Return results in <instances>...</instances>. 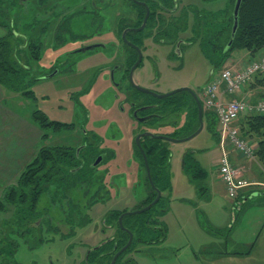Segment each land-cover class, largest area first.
<instances>
[{
  "label": "rangeland",
  "instance_id": "obj_1",
  "mask_svg": "<svg viewBox=\"0 0 264 264\" xmlns=\"http://www.w3.org/2000/svg\"><path fill=\"white\" fill-rule=\"evenodd\" d=\"M78 1V7L74 8L76 10L80 7L89 9L91 6L90 1L87 3L88 0ZM225 1L177 0L175 13L186 10L188 17L187 27L180 36L190 38L192 35L193 13L189 7L214 11L224 7ZM24 2L18 7H11L12 18L18 32L40 43L39 58L28 59L30 76L40 77L30 85L34 98L4 89L11 95L10 98L5 95L3 104L26 122L38 127L34 120L36 110L39 111L37 113H44L48 121L73 126L68 128L61 125L58 129L51 125L35 127V138L42 136L37 149L47 143L66 141L70 146L77 147L81 142L82 132L88 136L93 132L101 140L99 147L109 152L107 158L111 157L97 164L96 173L88 185L77 183L64 190L49 186L38 201V208L42 212L41 223L33 226L32 233L25 239H19L14 260L19 264H84L89 248L110 237L113 232L104 227L105 217L111 212L122 213L137 209L147 195V174L135 149L136 135L145 130L168 136L178 131L179 137L176 138L189 135L190 130L182 128L188 108L167 112L156 124L150 125L131 115L124 88L115 87L114 81H121L130 87L131 97L141 94L142 99L159 102L148 97L147 93L136 91L128 75L123 77L126 66L125 47L114 28L119 25L118 17H126L125 23L129 22L130 17L135 18L136 11L132 6L120 3V0H106L108 7L103 6L97 11V17L100 15L101 18L98 20L80 11L69 18L68 12L72 7L63 10L64 7L57 6L56 10L63 15L56 16L51 8L45 9L46 4H40L41 0ZM96 2L98 5L102 4L100 0ZM55 7L56 5L54 9ZM63 18L66 19L65 26L71 27L72 33L63 31L55 39V30ZM6 29L5 26L0 27V36L7 32ZM92 43H100L102 46L79 49ZM244 52V49L232 50L224 66L214 70L201 50L199 40L181 46L179 53L170 42L162 41L161 38L154 41L153 37H149L144 41L140 64L133 70V83L155 93L189 87L200 98L204 112L213 113L215 118L209 120L213 131L208 128L204 118L203 128L194 137L178 142L163 140L171 153L170 201L168 211L161 217L167 227L166 239L153 248L154 255L132 253L131 256L138 264H264V206L244 204L239 208L236 202L244 196L232 199L226 195L215 166L222 153L218 136L214 134L220 129L217 113L203 101L205 87L218 77L222 69H238L244 65L247 60ZM259 76L244 83L246 85L256 80L255 84H259L263 91L261 95H254L252 101L247 98L249 102L264 100V83L258 82L263 78L264 72ZM219 86L222 89L224 87L222 84ZM240 92L241 87L233 94ZM221 100H228L225 94L221 96ZM249 112L251 111L247 113ZM244 114L246 112L241 116L244 117ZM11 122L8 123L15 129L16 125ZM236 122L233 124L238 128L240 125ZM28 126V123L19 125L22 134H33ZM248 132L246 133L250 134ZM44 133H47L46 139H43ZM26 139L28 141L27 136ZM246 139L255 150V137L248 135ZM188 151L193 152L195 159L207 171V176L200 181L207 190L202 191V194L197 192V183H191L182 169L183 156ZM26 155L19 160L17 156H10L8 153L4 157L0 156V191L12 183L24 169L32 157L26 158ZM241 155L244 154L237 156L239 163L235 166L242 176L245 174L253 179L256 169L264 173L255 153L253 158L246 157L247 160L243 159L242 162ZM252 187L264 188V182ZM92 198L94 200L89 201ZM69 200L80 205L81 213L88 217V221L75 225L72 232L61 236L51 228L60 224V220L69 212ZM59 229L64 234L68 231L61 224Z\"/></svg>",
  "mask_w": 264,
  "mask_h": 264
},
{
  "label": "trees",
  "instance_id": "obj_2",
  "mask_svg": "<svg viewBox=\"0 0 264 264\" xmlns=\"http://www.w3.org/2000/svg\"><path fill=\"white\" fill-rule=\"evenodd\" d=\"M24 1L26 0H0V27H7V32L0 36V85L11 92L34 98L30 85L40 76H30L28 59L31 57L39 58L40 43L38 40L25 37L24 33L16 30L11 10V7L23 5ZM89 1H94L97 11L101 10L103 6L108 7V3H111V1L107 3L105 2L106 0H100L102 4L98 5L97 0H88L87 3ZM202 1L209 2L213 0ZM65 2H67V5H65ZM123 2L132 6L136 11L135 18L130 17L127 23L124 22V19H126L124 16L117 19L119 21L117 33L122 45L125 47V62L128 67L135 62L138 54L136 49L124 42L120 34L128 26L139 27L141 25L146 7L149 12L145 26L141 30L130 29L126 33V39L136 44L140 49L144 41L149 37H153L154 41L161 38L162 41L173 42L179 33L183 32L187 27L188 17L186 10L181 13H175L176 0H120V3ZM225 2L224 7L214 11L199 9L194 6L189 7L193 13L192 35L189 40L191 42L199 40V46L214 70H218L224 66L230 58L231 51L234 49L247 50L251 56H254L256 52L264 48V0H241L237 27L232 42L227 49H225V45L231 37L235 0H226ZM42 3L46 4L45 9L51 8L56 16L63 15L56 10L57 6L64 7L63 10L66 7H72L68 12L69 18L79 11L86 12L87 10L84 7H80L79 10L74 9L78 7V0L72 2L69 0H41L40 4ZM97 19H101L100 15ZM65 21L66 19H61V22L57 25L55 39H58L60 33L63 31L72 33L71 27L65 26ZM63 23L64 26H62ZM259 74L261 73L255 74L254 77H260ZM259 80L260 83H264V76ZM242 86L244 85L242 84ZM233 93L225 92L224 94L227 99H232L228 98L227 95ZM148 97L154 98L150 95ZM154 99L159 100V102L152 101L157 104L151 110V112L155 113L152 121H157L167 112L170 113L182 108H188L182 128L190 130L189 133H192L198 127V108L190 92L183 90L166 97ZM149 101L146 99V102ZM250 103L253 102L250 101ZM201 105L203 107L202 102ZM35 112L39 111L36 110ZM35 112L34 120L39 127L48 125L53 126L54 129H58L61 125H66L68 128L73 127L71 124L48 121L44 113H37L35 115ZM211 114L204 112L203 108L202 119H206L208 128L213 131L214 128L209 125V120L215 118V115ZM240 116L236 120L238 126L240 125L238 127L239 134L245 139L248 135L255 137L256 148L254 153L264 169V114L246 112L244 117ZM39 119H41V122ZM243 125L246 126L247 130H244ZM177 133L178 131L175 134H170V136L179 137ZM214 134L219 137L218 132ZM43 138H47V133H44ZM82 139L83 146L79 151V156L76 150L77 147L70 146L68 141L66 143L57 142L41 145L37 152L27 161L24 169L16 179L1 189L0 264H19L14 260V255L19 246V239H25L28 234L32 233L33 226L41 223L42 212L38 208V201L47 192L49 186L53 185L64 190L73 187L77 183L88 185L92 182L97 170V165H93L94 157L99 154L103 155L101 162L110 159L111 156L107 158L109 152L99 147L101 140L95 133L91 132L89 136L86 133H82ZM91 139L95 140L91 141ZM164 142L163 139L152 138L147 135L141 138V146L147 156L152 181L161 190V197L146 211L122 217V226L132 233V241L118 255L114 264H138L136 259L131 256L132 253L140 252L154 255L153 248L158 247L166 239L167 227L161 220V217L168 211L170 201L171 153ZM135 149L144 165L142 154L136 144ZM80 159L84 163L82 166L80 165ZM182 161L184 173L188 175L192 183H197V192L201 194L204 190L207 192L206 187L200 183L207 176V171L195 159L193 152H186ZM146 181L149 193H147L143 203L138 208L147 205L156 196V192L150 185L148 177H146ZM164 192L166 193L164 194ZM93 200L94 198L89 201ZM243 204L241 199L236 205L240 208ZM68 207L69 212L60 220V224L68 228L67 233H61L59 229L60 224L51 228L55 232L60 233L61 236L72 232L75 225H81L85 221H88V217L82 215L79 204L71 203L69 200ZM120 214L121 212L115 211L105 217L103 220L104 227L110 228L114 232L111 233L110 237L102 240L96 246L89 248L84 258V264H108L115 252L126 244L129 234L128 231L119 226L118 217Z\"/></svg>",
  "mask_w": 264,
  "mask_h": 264
},
{
  "label": "built area",
  "instance_id": "obj_3",
  "mask_svg": "<svg viewBox=\"0 0 264 264\" xmlns=\"http://www.w3.org/2000/svg\"><path fill=\"white\" fill-rule=\"evenodd\" d=\"M261 72H264V56L248 61L238 69L225 67L218 77L205 87L203 101L206 106L212 107L217 113L220 128L218 134L222 153L217 164L218 173L220 180L225 185L226 195L232 199L238 198L242 189L251 185L252 182L244 178L240 170L231 162L230 150L244 154L247 158L254 156V148L250 146L247 139L240 136L237 126L233 123L244 112L251 111L264 114V100L250 103L243 98L221 100V96L225 92H235L255 74ZM220 84L224 86L223 89L219 86Z\"/></svg>",
  "mask_w": 264,
  "mask_h": 264
},
{
  "label": "crops",
  "instance_id": "obj_4",
  "mask_svg": "<svg viewBox=\"0 0 264 264\" xmlns=\"http://www.w3.org/2000/svg\"><path fill=\"white\" fill-rule=\"evenodd\" d=\"M255 54H257V55L251 56V54L247 50H245L244 55L247 58V60L243 64L247 63L248 60L257 59L258 56L261 57V55L264 54V48H263V50H259ZM255 82H257V81L252 80V81L246 83V85L244 84V86L241 87V92L239 94H228L227 97L228 98L236 97V98H245V99L249 98L248 100H251V99H253L254 95L255 96L257 94L261 95L263 93V91H262L260 85L257 83L255 84ZM261 84H263V83H261ZM4 89H6V88L0 85V156L4 157L3 155L8 153V155H10V156H17L18 157L17 160H19L21 158H24L25 154H27L26 158H30L31 155L33 156L34 153L37 152V150H38L37 146L39 144L40 139L42 140V136L40 135L38 137V139H36L35 138V127H38V126H36L34 123L26 122L19 115H16L13 110H10L8 107H6L3 104V100H5L4 99L5 95H7L8 98H10L9 95H11L10 93L7 94V91H9V90L6 89L7 91H5ZM9 92H11V91H9ZM11 121H13V124L16 125L15 129H14V126L12 124L8 123ZM23 123H28V125L33 130V134H31V135L26 134V133L22 134V132H21L22 130L19 129V125L23 124ZM29 126H28V128H29ZM16 131L18 133H16ZM26 136L28 137V141L26 139ZM217 139L219 141V137ZM29 147L31 149H28ZM235 153H237L239 155L241 154V153H238L235 150L231 149L229 157H230V160L233 164H238L239 158H237V156H239V155H237V154L235 155ZM20 154H21V156H20ZM240 157H241V160H240L241 162L244 161L243 159L247 160L246 156H244V155H241ZM217 164H218V162L215 164V166H216V169L218 171ZM255 167L256 166H254V169H255ZM255 171H256L255 172L256 174L254 173L255 175L252 176V177H254L253 179L248 178L244 174V178H246L247 180L252 182V184L249 185L248 187L242 189L241 195L239 197L244 196L243 198H245V201H243V203L249 204L248 206H250L252 204L264 206V188L252 187L253 185H258L261 182H264V173H262L261 170L257 171V169ZM218 180L222 183V186L224 187V191L226 193L225 185L220 180L219 173H218ZM253 180H255V181H253Z\"/></svg>",
  "mask_w": 264,
  "mask_h": 264
},
{
  "label": "water",
  "instance_id": "obj_5",
  "mask_svg": "<svg viewBox=\"0 0 264 264\" xmlns=\"http://www.w3.org/2000/svg\"><path fill=\"white\" fill-rule=\"evenodd\" d=\"M240 3H241V0H235L234 7H233V26H232V30H231V37H230L229 41L227 42V44L225 45V49H227L229 47V45L231 44L233 36H234V33H235V30H236V27H237V19H238V11H239V7H240ZM148 12H149V10L146 7L145 16H144V18L142 20L141 25L139 27L133 28L134 30H141L145 26V23H146V20H147V17H148ZM129 29L130 28H127V29L123 30L121 37H122V39L124 40L125 43H127L128 45H130L131 47L136 49L137 54H138L137 59L131 65L129 73H128V77H129L131 83L133 84V86L137 90H139V91H141L143 93L151 94L152 96H155L157 98L166 97V96H169V95H171L173 93H176L178 91H183V90L190 92L192 94L193 98L195 99V102H196V105H197V108H198V122H199V125L192 133H190L189 135H187L185 137H181V138H176V137H172V136H168V135H164V134H156V133H153V132L148 131V130L140 132V133H138L136 135L135 144H136V146L138 147V149L140 150V152L142 154L143 161H144V166H145V170H146V174H147V177H148V181H149L150 185L152 186V188L155 190L156 196L147 205H145L143 207H140V208H137L135 210H132L130 212H122L119 215V217H118L119 226L121 228H123L124 230L128 231L129 237H128V240H127L126 244L124 246H122L117 252H115V254L113 255L111 261L108 264H114V262H115L116 258L118 257V255L121 252H123L130 245V243L132 241V233L122 226V222H121L122 221V217L124 215L137 214V213H141V212L146 211L152 205H154L161 197V190H159L154 185V183L152 181V178H151V175H150V169H149V163H148V160H147V156H146V153L144 152V149L141 146V138L143 136L147 135V136H150L152 138L163 139V140L170 141V142H178V141H183V140H186V139L194 137L203 128V119H202L203 107L201 105V102H200L197 94L191 88L185 86V87L176 88V89H174L172 91H169V92H166V93H155V92H152V91H150V90H148L146 88H142V87L136 85L135 83H133V81H132L133 70L140 63L141 58H142V53H141V49L136 44H134V43H132V42H130V41H128L126 39V32ZM98 46H102V44H100V43L90 44V45H87V46H83L80 49L81 50H83V49L86 50V49H90V48H94V47H98ZM101 158H102L101 156H98L97 159L93 162V165L94 166L97 165L101 161Z\"/></svg>",
  "mask_w": 264,
  "mask_h": 264
},
{
  "label": "flooded vegetation",
  "instance_id": "obj_6",
  "mask_svg": "<svg viewBox=\"0 0 264 264\" xmlns=\"http://www.w3.org/2000/svg\"><path fill=\"white\" fill-rule=\"evenodd\" d=\"M177 1V0H176ZM92 4V5H91ZM90 8L89 9H87L86 10V13H88V14H90V16H92V17H96L97 18V16H98V14H97V10H96V6H95V3H94V1H91L90 2ZM97 14V15H96ZM127 28H130V29H133V28H136V27H131V26H128V27H126V28H124L123 30H125V29H127ZM114 29H116L115 30V33H117V30H118V27L116 28V26H115V28ZM129 29V30H130ZM123 30H122V32H123ZM128 30V31H129ZM127 31V32H128ZM122 32H121V34H120V36L122 35ZM126 32V33H127ZM181 33V32H180ZM180 33H179V35H178V37L172 42H170L171 43V45H172V47L175 49V51H177V53H179V49L181 48V46H184V45H187V44H189L191 41L188 39V38H182L181 36H180ZM118 34V33H117ZM119 37V36H118ZM92 44H95V43H92ZM90 45V44H89ZM87 46V45H86ZM80 49V48H79ZM138 66V65H137ZM131 67V66H130ZM130 67H128L127 66V64H126V66H125V68H124V70H125V72H124V75H123V77H127V75H128V73H129V70H130ZM214 69V68H213ZM112 73H114V70H112ZM114 85H115V87H117V89H120V88H124V93H126V99H127V101L129 102V104H130V110H131V115L134 117V118H136L137 120L139 119V120H143V122L145 123H147V124H150V125H154V124H156L157 123V121H152V119L155 117V113L154 112H151V110L157 105L156 103H153L151 100L149 101V102H146V98L145 99H142V95L141 94H136L135 96V98H133V97H131V94L129 95V88L130 87H128L127 85H124V84H122L121 83V81H118V82H115L114 81ZM136 91H138V92H140L139 90H137L136 88H134ZM136 93V92H135ZM141 93V92H140ZM147 95H150V96H152L151 94H147ZM198 96V95H197ZM152 97H154V98H157V97H155V96H152ZM148 111H150V112H148ZM152 122V123H151ZM69 128H72V127H69ZM146 131V130H145ZM82 133H84V132H82ZM85 134V133H84ZM81 140L83 141V139L81 138ZM83 144V142H81L78 146H77V153H78V156H79V151L82 149V145ZM98 156H101L102 158H101V160L103 159V155H101V154H99V155H97V156H95L94 157V160H93V162L97 159V157ZM81 160V163H80V165L82 166L84 163H83V160L82 159H80ZM101 163V161L98 163V164H100ZM79 165V166H80Z\"/></svg>",
  "mask_w": 264,
  "mask_h": 264
},
{
  "label": "bare ground",
  "instance_id": "obj_7",
  "mask_svg": "<svg viewBox=\"0 0 264 264\" xmlns=\"http://www.w3.org/2000/svg\"><path fill=\"white\" fill-rule=\"evenodd\" d=\"M54 36H56L55 34H54ZM66 39V38H65ZM130 47V46H129ZM147 189V188H146ZM151 192V191H150ZM147 193H149V192H147ZM146 194V193H145ZM144 205V204H143ZM142 207V206H141ZM112 228V227H111ZM106 229H108V228H106ZM113 230H115V228H113ZM114 232V231H113ZM43 235H45V234H43ZM88 252V251H87Z\"/></svg>",
  "mask_w": 264,
  "mask_h": 264
}]
</instances>
